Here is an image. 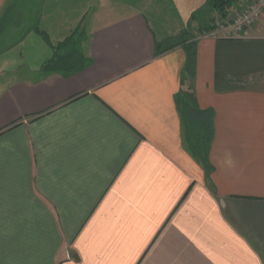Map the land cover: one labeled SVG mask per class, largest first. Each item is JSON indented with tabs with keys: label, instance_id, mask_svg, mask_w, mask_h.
<instances>
[{
	"label": "crops",
	"instance_id": "1",
	"mask_svg": "<svg viewBox=\"0 0 264 264\" xmlns=\"http://www.w3.org/2000/svg\"><path fill=\"white\" fill-rule=\"evenodd\" d=\"M62 3L0 0V264H264V18L199 36L191 78L155 54L181 30L108 1L84 63L46 70ZM186 101L214 112L209 169Z\"/></svg>",
	"mask_w": 264,
	"mask_h": 264
},
{
	"label": "rangeland",
	"instance_id": "2",
	"mask_svg": "<svg viewBox=\"0 0 264 264\" xmlns=\"http://www.w3.org/2000/svg\"><path fill=\"white\" fill-rule=\"evenodd\" d=\"M115 9L122 11H138L149 19L155 27H163L170 33L181 30L177 40L187 37L196 41L201 35L212 31L225 20L241 14L242 9L234 11L233 16L219 19L216 12L208 6L207 0H108ZM107 0H62L61 18L57 17L55 29L51 35L52 42L57 45V59H69V65H63L64 71L71 67L81 66L86 59V38L96 24L97 14L104 12ZM160 25V26H158ZM158 26V27H157ZM70 72V71H68Z\"/></svg>",
	"mask_w": 264,
	"mask_h": 264
},
{
	"label": "trees",
	"instance_id": "3",
	"mask_svg": "<svg viewBox=\"0 0 264 264\" xmlns=\"http://www.w3.org/2000/svg\"><path fill=\"white\" fill-rule=\"evenodd\" d=\"M240 0H207L210 9L217 13L219 19H227L234 6ZM178 47L186 53V72L191 78L196 76L197 71V40L191 41L187 37L177 42L156 43V57ZM69 57L51 61L45 65L46 70H61L63 65H69ZM55 64V65H54ZM180 114L184 122L189 147L192 155L198 159L204 167L209 169V154L214 140V112L211 109L201 110L193 102H183L180 106Z\"/></svg>",
	"mask_w": 264,
	"mask_h": 264
},
{
	"label": "built area",
	"instance_id": "4",
	"mask_svg": "<svg viewBox=\"0 0 264 264\" xmlns=\"http://www.w3.org/2000/svg\"><path fill=\"white\" fill-rule=\"evenodd\" d=\"M264 18V0H252L243 9L240 15L230 21L225 20L215 29L203 35L204 38L238 39L247 35L248 31Z\"/></svg>",
	"mask_w": 264,
	"mask_h": 264
}]
</instances>
